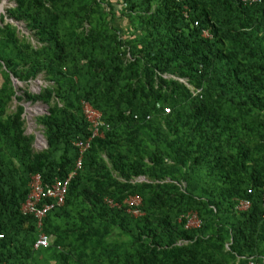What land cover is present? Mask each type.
I'll list each match as a JSON object with an SVG mask.
<instances>
[{
  "label": "trees",
  "instance_id": "obj_1",
  "mask_svg": "<svg viewBox=\"0 0 264 264\" xmlns=\"http://www.w3.org/2000/svg\"><path fill=\"white\" fill-rule=\"evenodd\" d=\"M11 1L0 18V264H264V2ZM39 78L49 85L18 96L15 81ZM22 102L47 106L43 151ZM85 104L102 137L77 171L73 143L93 133ZM75 171L63 207L23 210L33 176L46 186ZM135 195L139 217L125 204ZM191 214L199 228H187ZM42 234L50 244L36 249Z\"/></svg>",
  "mask_w": 264,
  "mask_h": 264
},
{
  "label": "built area",
  "instance_id": "obj_2",
  "mask_svg": "<svg viewBox=\"0 0 264 264\" xmlns=\"http://www.w3.org/2000/svg\"><path fill=\"white\" fill-rule=\"evenodd\" d=\"M183 1V0H176ZM264 0H241L243 4L253 5L262 3ZM208 36L209 34H205ZM165 112L168 114L170 112L169 109H166ZM85 114L89 123L91 124L92 137L88 138L86 141L76 140L74 142V146L79 150L81 157L77 162V170L82 168V158L83 154L89 150L91 146V142L96 137H102L100 135V125L101 123V115L97 111H95L90 105L85 104ZM76 175V172H73L67 179L65 180H55L53 184L44 186L41 175H35L31 181L30 194L28 196L27 201L23 206V210L25 212H35L39 218H43L47 215L48 212L56 209L57 207H61L65 204L66 196L69 190L70 183L72 178ZM42 205V208L39 206ZM109 206L115 207L117 206L113 202H108ZM125 204L128 206V212L131 213L135 217L141 216V205L142 198L138 195L129 196L126 199ZM250 207L249 202H242L240 209L244 210ZM190 218L188 220L187 228L194 229L200 227V220L196 214L189 215ZM2 237V236H0ZM50 244L49 236L42 234L36 244V249L41 247H48Z\"/></svg>",
  "mask_w": 264,
  "mask_h": 264
},
{
  "label": "rangeland",
  "instance_id": "obj_3",
  "mask_svg": "<svg viewBox=\"0 0 264 264\" xmlns=\"http://www.w3.org/2000/svg\"><path fill=\"white\" fill-rule=\"evenodd\" d=\"M15 6V3L11 0H0V18L2 15H6V11L9 8ZM8 22L12 23L14 26H17L20 36L30 37V33L25 29V25L21 22H16L15 20H8ZM123 25V21H120ZM1 26V20H0ZM33 44H36L34 39H31ZM49 85L42 78H39L34 81H30L27 84L18 83L15 81V86L18 90V96H21L25 90L32 94H38L42 88H45ZM25 107L24 118L26 120V134L35 137L34 149L35 151H43L47 148V141L45 139L43 128L38 124L37 118L43 116L47 112V106L43 103H30V102H22ZM18 105V101L15 100L13 106L11 107V111H14L16 106Z\"/></svg>",
  "mask_w": 264,
  "mask_h": 264
},
{
  "label": "clouds",
  "instance_id": "obj_4",
  "mask_svg": "<svg viewBox=\"0 0 264 264\" xmlns=\"http://www.w3.org/2000/svg\"><path fill=\"white\" fill-rule=\"evenodd\" d=\"M263 2H264V1H263ZM258 4H259V3H258ZM73 144H74V143H73ZM77 171H78V170H77ZM77 171H75V172L77 173ZM72 173H73V172H72ZM72 173H71V174H72ZM71 174H70V175H71ZM38 175H39V174H38ZM70 175H69V176H70ZM69 176H68V177H69ZM75 176H76V175H75ZM75 176H74V177H75ZM33 177H34V176H33ZM33 177H32V178H33ZM68 177H67V178H68ZM74 177H73V178H74ZM67 178H66V179H67ZM73 178H72V179H73ZM31 180H32V179H31ZM56 180H57V179H56ZM58 180H61V179H58ZM64 180H65V179H64ZM138 181H144V179H143V178H140ZM70 184H71V183H70ZM68 191H69V190H68ZM29 194H30V193H29ZM67 195H68V193H67ZM66 198H67V196H66ZM65 203H66V200H65ZM64 205H65V204H64ZM64 205H63V206H64ZM63 206H61V207H63ZM61 207H57V208L54 209V210L60 209ZM50 240H51V238H50Z\"/></svg>",
  "mask_w": 264,
  "mask_h": 264
}]
</instances>
